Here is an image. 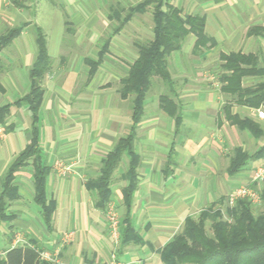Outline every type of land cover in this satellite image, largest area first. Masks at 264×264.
Masks as SVG:
<instances>
[{"label": "crops", "instance_id": "0c3cea01", "mask_svg": "<svg viewBox=\"0 0 264 264\" xmlns=\"http://www.w3.org/2000/svg\"><path fill=\"white\" fill-rule=\"evenodd\" d=\"M142 1L0 0V34L21 28L10 45L22 53L18 57L16 49L4 51L8 45L0 54V103L18 94L15 100L0 105H11L5 124L0 126V193L9 167L31 139V112L13 103L30 90L29 70L36 56L33 28L38 27L45 36L47 53L50 44L52 56L48 53L51 69L40 81L44 95L37 112L38 146L49 168L46 199L55 202L48 229L34 201L31 162L18 171L14 180L18 197L6 201L4 212L10 218H0V257L14 247L16 234L22 233L42 251L57 250L56 264H161L160 251L182 231L187 218L218 206L231 191L249 183L256 167H244L229 175V157L236 147L248 153L246 144H257V150L264 140L257 143L247 132L230 125L224 107L263 127L264 120L257 118L258 109L238 105L221 91L224 72L219 57H256L264 67V0H168L183 14L201 16L204 34L214 44L193 54L196 38L189 35L182 48L171 54V76L181 81L174 87L182 96L178 100L181 122L177 129L174 119L160 110L158 98L147 106L145 103L148 112L144 106L134 142L140 163L129 209V222L138 241L122 244L120 239L118 245L113 244L105 213L94 207L96 195L86 189V182L99 176L102 160L131 125V98L122 99L118 89L128 64L137 58V50L133 57H123V46L119 53L113 47L116 38L129 28L138 35L137 41L142 35L152 38L151 6L135 14L112 37L110 53L91 78L86 61L97 60L102 33L115 27L116 22L109 18L112 11L120 8L123 13ZM117 71L122 74L120 79ZM260 80L251 77L242 83L250 86ZM57 162L69 168L64 176L56 171ZM119 165L111 177L110 203L122 219V190L128 184L126 155ZM31 193L40 219L30 205ZM70 231L75 238L64 243L62 234Z\"/></svg>", "mask_w": 264, "mask_h": 264}, {"label": "trees", "instance_id": "16d2710c", "mask_svg": "<svg viewBox=\"0 0 264 264\" xmlns=\"http://www.w3.org/2000/svg\"><path fill=\"white\" fill-rule=\"evenodd\" d=\"M152 8V38L137 41L134 46L137 58L128 64L124 77L119 81L118 93L122 99L131 98V125L128 133L119 138L113 149L102 160L99 176L86 182V189L95 192L94 207L106 212L110 203L111 177L124 155L128 158L125 174L127 186L122 190L125 214L120 218V239L122 244L130 240L138 241L137 235L129 222V209L133 193L137 187V168L140 158L134 149L138 124L144 114L145 98L152 87V78H157L162 85L169 88V93L158 96L159 108L174 119L175 129L181 122L179 96L174 87L176 81L167 69V58L179 51L189 35L196 40L192 53L212 46L214 42L204 34V19L198 15H187L168 4V0H144L130 6L123 13L120 8L109 15L116 22L110 35L102 40L96 61L87 60L89 76L93 77L102 66L104 58L110 53L111 39L119 34L131 18ZM36 56L29 70L30 90L17 100L14 105H23L31 112V139L24 150L9 167L2 183L0 193V218L9 220L4 212L7 202L18 197L14 186L15 174L31 162L34 185V201L40 206L41 218L46 228H50L55 202L46 199V177L49 168L40 156L38 146L37 112L41 106L44 90L40 87L43 76L50 71L51 61L47 53L46 39L42 30L34 27ZM21 28L9 29L0 34V54L2 50L20 34ZM68 32L71 30L67 29ZM220 76L221 91L238 105L253 109H264V67L258 59L240 54L221 55ZM261 79L250 86H244L246 78ZM12 104V105H13ZM11 105L0 107V126L5 124ZM225 118L230 125L247 132L256 140H264V127L246 117L232 114L228 106L224 107ZM264 157V143L252 155L241 147L232 150L227 172L234 175L243 169L249 161ZM261 205L258 214L252 210L248 200L238 201L233 208H228L220 200L200 212L195 218H187L182 231L160 251L161 264H264V185L260 193ZM210 222L211 235L206 233V224ZM39 245L27 239V244L7 250L0 257V264H51L42 260Z\"/></svg>", "mask_w": 264, "mask_h": 264}, {"label": "built area", "instance_id": "2783aa9c", "mask_svg": "<svg viewBox=\"0 0 264 264\" xmlns=\"http://www.w3.org/2000/svg\"><path fill=\"white\" fill-rule=\"evenodd\" d=\"M256 116L260 120H264V111L261 109L256 110ZM3 132V130H0ZM56 171L64 176L69 168L64 167L62 163L57 162L55 164ZM264 185V167H256L252 173L251 179L248 184L242 185L231 191L227 198L225 199V205L228 208H233L238 201L248 200L253 206H260L261 199L260 193ZM106 223L108 226L109 234L113 244L116 246L120 242V217L118 211L113 204L109 203L107 210L105 212ZM75 238V233L73 231L66 232L62 234L61 240L64 243H71ZM25 241L20 233H17L15 236L14 247L26 245ZM39 256L42 260L56 264L58 251L54 250L53 252L49 251H40Z\"/></svg>", "mask_w": 264, "mask_h": 264}, {"label": "rangeland", "instance_id": "374dc122", "mask_svg": "<svg viewBox=\"0 0 264 264\" xmlns=\"http://www.w3.org/2000/svg\"><path fill=\"white\" fill-rule=\"evenodd\" d=\"M111 32H112V29H109V30H107V31H104L103 33H102V40L103 39H105L108 35H110L111 34ZM137 37H138V35H136V33L131 29V28H129V29H127L126 31H124L123 32V35H121V36H119V37H117L116 38V44H115V46L113 47V49L116 51V52H121V50H119V47H122L123 46V49H122V51L125 53V55L124 54H122L123 55V57H133V54H136V49H135V47H134V42L135 41H137L138 39H137ZM139 38L141 39V41H147L148 39H149V37L148 36H146V35H142V36H139ZM185 43V42H184ZM183 43V44H184ZM183 44H182V46H183ZM124 46H125V48H124ZM12 49H16V54L18 55V57H22V53H21V51L20 50H17V48H16V46L12 43V45H10L8 48H6L4 51H9V50H12ZM4 51H2V53L4 52ZM48 53H49V55L51 56V48H50V44H49V47H48ZM2 55V54H1ZM175 55H177L176 53H175ZM172 56V55H171ZM170 56V57H171ZM52 57V56H51ZM170 57L169 58H167V69H168V71L170 72V74L171 75H173L174 73H173V67H171V65H170ZM2 64H4L3 62H2ZM18 64L19 65H21L20 66V69L21 68H23V70H20L21 71V73L23 74V76H24V80H25V83L28 85V83H29V80H28V76H27V72H26V69H25V67H22V65H23V62L20 60V58H19V62H18ZM25 66V65H24ZM116 73H118V77H119V79H120V76L122 75L119 71H117ZM216 80V79H215ZM174 81H176V84H180V79H176V80H174ZM176 84H175V86H176ZM23 86H25L24 84H23ZM160 94H167V95H169V96H171L170 95V93H169V88L167 87V86H165V85H162L160 82H159V80L157 79V78H152V87L150 88V90L147 92V94H146V98H145V103H146V106L148 105V103L150 102V101H152L153 100V102H155V101H157V98H158V96L160 95ZM178 96H181L180 94H178ZM18 97V94H14V95H11V96H8L7 98V100L6 101H3V102H1L0 103V105H2V104H4V103H6V102H10V101H12V100H15L16 98ZM181 99H182V96H181ZM145 106V113L146 112H148L147 111V107ZM194 133H195V131H194ZM196 134V133H195ZM199 136V135H198ZM260 141L261 140H257L256 142L257 143H260ZM256 146H257V144L256 145H252V144H250V143H248V144H246V150H248V153H253L256 149ZM263 164V159H259V160H257V161H251V162H248L247 163V165L245 166V168H255V167H259V166H261ZM120 167H122L121 166V164L119 165ZM219 179H220V176H219ZM220 181V180H219ZM216 186H217V184H215ZM32 194L33 193H31V207L38 213V217H39V219H40V215H39V207L38 206H36L33 202H32ZM251 207H252V210L254 211V213L255 214H258L259 213V211H260V207L259 206H253V205H251ZM119 213V212H118ZM120 215V214H119ZM210 225H211V223L210 222H207V224H206V233L208 234V235H211V228H210ZM21 235H22V237H23V239L25 240V241H27V238L25 237V235H23L22 233H20Z\"/></svg>", "mask_w": 264, "mask_h": 264}]
</instances>
